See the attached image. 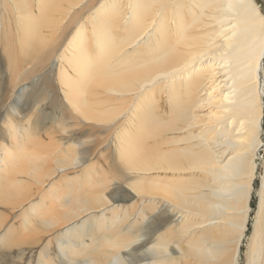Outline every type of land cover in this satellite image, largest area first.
Returning <instances> with one entry per match:
<instances>
[{
	"label": "bare ground",
	"instance_id": "obj_1",
	"mask_svg": "<svg viewBox=\"0 0 264 264\" xmlns=\"http://www.w3.org/2000/svg\"><path fill=\"white\" fill-rule=\"evenodd\" d=\"M208 18L220 25L202 30ZM209 54L221 59L218 75L197 64ZM58 57L67 67L54 63ZM263 60L264 16L254 0H0V110L7 107L0 162L8 160L0 167V203L19 206L58 172L84 166L80 183L66 180L50 202L28 209L29 233L111 211L69 227L81 246L71 243L68 263L237 264L262 145ZM49 76L65 88L60 132L66 120L103 130L97 163L79 143L56 138V125L41 127L37 101L23 109L25 81L39 92L38 80ZM215 77L232 89L217 102L234 95L215 121L239 127L217 142L210 127L190 131L205 82ZM261 182L247 252L256 264H264V176ZM10 234L0 247L19 239Z\"/></svg>",
	"mask_w": 264,
	"mask_h": 264
},
{
	"label": "rangeland",
	"instance_id": "obj_2",
	"mask_svg": "<svg viewBox=\"0 0 264 264\" xmlns=\"http://www.w3.org/2000/svg\"><path fill=\"white\" fill-rule=\"evenodd\" d=\"M257 4L260 13L264 16V0H254ZM84 23H86L85 19H83ZM208 25L202 26V30L209 31L216 28L218 25V21L213 18H208ZM233 23V22H231ZM224 26V25H221ZM86 33V32H85ZM223 38H221L222 40ZM219 40V41H221ZM211 57H207L202 61L197 62L200 64L199 66H207L210 65L211 69H214V74L218 75L219 72H222L221 69L217 65L221 61V59L216 58L213 54H209ZM54 63H58V66L62 63L66 67V63L58 57L54 59ZM214 63V64H213ZM213 64V65H212ZM196 66V65H195ZM193 66V67H195ZM197 67V66H196ZM195 67V68H196ZM54 69V68H53ZM193 68H191L192 70ZM55 70V69H54ZM53 70V71H54ZM218 73V74H217ZM263 74H264V60H263ZM185 74H179L180 78H183ZM53 77V78H52ZM49 76L50 79L42 77L38 80L37 86H41V90L36 92L34 88H32L31 80H26L24 86L27 87L26 94L20 99L23 102V109L28 107V104L32 103L33 101H37L38 107L37 111H40V114L44 117L43 121H41V127H49L51 125H56L57 120L62 118L64 115H68V105L66 101L63 99V92L65 90L64 87H61L59 82H56L54 76ZM177 78V75L174 76ZM224 78V76L222 77ZM215 78H209L205 84L206 87L204 91L200 95V100L197 103L198 107L194 114L196 115V122L194 128L190 131L198 134L200 131L206 132V130L210 127L213 137L215 138L216 142L231 137L234 133H237L239 127L237 121H234L231 125L227 123L220 124L219 122L215 121L214 116H221L223 117L224 108L223 105L227 104L228 102L234 101V95L229 99V101H224L223 104L217 102L218 99H222L225 96L227 91H231L230 89H226L228 84H225L226 81L223 83L218 84L219 79L215 80ZM49 80V81H48ZM166 79L165 81H167ZM215 80V81H214ZM264 80V76H263ZM44 82V83H43ZM55 82V83H54ZM51 83V84H50ZM44 87V88H43ZM166 90V88H165ZM164 90V91H165ZM36 94V95H35ZM41 94H45L46 98H41ZM49 94V95H48ZM31 96V97H30ZM27 98V99H26ZM30 98V99H29ZM160 98L165 100V95L161 94ZM32 100V101H30ZM263 101V123H262V132L260 135L262 145L260 148L257 149L254 160L256 161V172L255 178L252 180V190H251V198L249 203V217L247 219V228L245 231V237L242 241V246L240 247L238 263L237 264H256V262L248 261V243L249 238L254 234V227L253 224L256 223L257 219V210L259 205V196L258 192L262 185V177L264 176V94L262 96ZM11 104V101L8 102L7 105ZM160 103L164 104L163 101L160 100ZM5 109V110H4ZM7 107L0 110V114H5ZM4 110V111H3ZM10 115V114H9ZM67 119V118H66ZM231 120V119H230ZM64 128L67 130V134L64 132H60L62 130L61 127L56 132V138H61L63 141H73L79 143V150L80 152L87 157L89 155L92 156L90 159L97 163L98 154L103 150L105 147L102 146V138H103V130L100 129V126L94 124L92 122H85V123H75V121L66 120ZM1 124V119H0ZM70 127V128H69ZM0 130H2L0 126ZM2 132V131H0ZM19 132V131H18ZM44 135V132H42ZM201 133V132H200ZM186 134V133H184ZM59 135V136H58ZM111 138V135L108 136ZM46 139V138H45ZM86 141V142H85ZM112 139V144H113ZM109 143V142H108ZM212 143V141H211ZM214 146V144H213ZM225 148V147H222ZM229 150V154L234 152L235 149L233 147H226ZM220 151V149H219ZM220 154V152L218 153ZM2 159V155L0 154V160ZM90 160H87L88 162ZM8 160L6 159L4 162H0V167L6 168ZM84 167V166H83ZM82 166L77 167L76 169H69L66 175H61L58 172L55 176L51 179H48L44 182V184L40 187H34L32 192V196L23 204L19 205L17 203L14 204H3L0 203V218L4 221L1 222L2 226L0 227V238L6 234H10L11 237L19 238L11 245H4L0 247V264H70L69 262V255L70 252L73 250L71 246L73 244H78L77 247L81 246L79 244V240L75 239L73 241L72 235H70L69 227L71 225H79L81 222L90 223L95 221H100L103 219L105 215H109L111 211L99 210L96 212H91L79 218H76L74 222H68L62 226L51 228L50 231L48 230H39L35 229L36 231H29L27 230L28 225V216L30 215L28 212L29 206L33 204L38 199L43 201H51L50 192L56 190H62L66 185V180L71 181L73 184L80 183L81 180L76 178L77 173H81ZM97 169H101L104 167L102 165H96ZM95 169V168H94ZM183 172L178 173L179 175H183L185 178H192V177H199V172L197 173H185ZM196 174V175H195ZM154 176L160 177H176L179 175H172L168 172H156L153 174ZM80 189V188H79ZM66 199V198H64ZM45 203V206L49 203ZM121 206L127 205V202H120ZM139 202L136 200V204ZM112 205V204H110ZM114 207V206H109ZM224 215V214H221ZM207 217H211L208 215ZM180 221V219L178 220ZM100 223V222H99ZM98 223V224H99ZM85 227V226H84ZM201 228H197L199 231ZM203 229V228H202ZM77 234H81L84 231V228L76 229ZM10 232V233H9ZM72 237V239H71ZM22 238V239H21Z\"/></svg>",
	"mask_w": 264,
	"mask_h": 264
}]
</instances>
